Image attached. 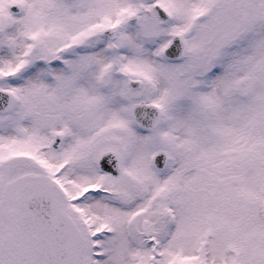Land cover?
<instances>
[{"label":"snow or ice","instance_id":"1","mask_svg":"<svg viewBox=\"0 0 264 264\" xmlns=\"http://www.w3.org/2000/svg\"><path fill=\"white\" fill-rule=\"evenodd\" d=\"M0 264H264V0H0Z\"/></svg>","mask_w":264,"mask_h":264}]
</instances>
